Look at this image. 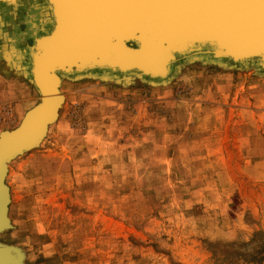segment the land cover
I'll return each mask as SVG.
<instances>
[{
  "label": "rangeland",
  "instance_id": "obj_1",
  "mask_svg": "<svg viewBox=\"0 0 264 264\" xmlns=\"http://www.w3.org/2000/svg\"><path fill=\"white\" fill-rule=\"evenodd\" d=\"M24 1L15 18L0 6L17 39L0 35V132L39 104ZM30 4L36 36L51 31ZM190 59L163 83L62 80L57 121L3 181L17 264H264V71Z\"/></svg>",
  "mask_w": 264,
  "mask_h": 264
},
{
  "label": "bare ground",
  "instance_id": "obj_2",
  "mask_svg": "<svg viewBox=\"0 0 264 264\" xmlns=\"http://www.w3.org/2000/svg\"><path fill=\"white\" fill-rule=\"evenodd\" d=\"M9 1H10L9 3L3 5L5 9L2 10L7 11L9 15L12 14L11 16L15 18L17 16V12L23 6V3L25 1L24 0L18 1L15 5H12V3H15L17 0H9ZM160 1L161 0H151V1L127 0L124 3L123 0H120V11L115 12L116 0H56V4H57L56 11L58 16L59 26L57 28L56 33H54L53 36L43 38L42 41L39 43V45H41L43 49H45L47 55L46 56L47 60L45 65L46 69L42 77L41 85L42 87H44L43 90L45 91V95L49 96L50 98V106L56 107V114L54 118L51 120V122L45 125L44 130L42 129L40 131L41 133L39 132L40 133V135L38 136L40 137L38 138L39 141L36 140V142H34L29 147L30 149L24 152L30 151L33 148H35L40 143L43 136L45 135L47 131V127L50 124H53L55 121H57L56 119L59 115V111L64 103V98H65L61 92V84L64 78L74 79L79 77H94V78H100V80L109 79L110 81H114V82H120V83L122 82V84H126L128 82L129 76H131L132 78L138 76L139 78L147 79L152 83H163L172 78V71L169 72L168 76H166L167 75L166 74L162 77H157V79L156 78L149 79L147 77H144L141 72L136 70H130L126 72L122 71L121 73L117 74L114 73L115 71H110L108 70V68H105L107 67L106 66L107 60H109V58L111 57H113L115 61L121 60L120 62H123L127 59L126 52H124L123 47L121 46L120 43V35H123V32L140 31L142 33V37H144V39L147 40V43H149L148 46H152L151 51H149L150 53L148 57H149V61L152 63V66L154 68L153 70L155 72H162V73H164V70H166L167 68L169 59L172 56L171 52H174L176 49L187 48L191 44V41H194L195 43V39H197L199 34L202 36L203 32L207 34L209 37H213L212 31L208 29L206 26H204L199 19L196 20V25L193 28H191L192 31L189 29L190 28L189 25L184 23V18L186 17V13H187L186 0H168V2L165 4L160 3ZM76 2L78 3L79 7L81 6L82 3L81 6L82 9H84L83 6L90 7L89 11L85 10L87 14L85 15L86 19L84 21H81L78 17L74 16L77 10L76 8H74L73 5H75ZM170 2H171V6H170ZM26 3L30 7V9L28 8V12L30 13L29 14L30 16L28 18L27 17L25 18L26 28L28 31L31 32L30 37H33V39L40 38L39 36H36L37 34L36 31L41 30L43 26L42 24H38L40 23L39 18L37 21V18L35 16L36 11L34 10V8L36 6H39V4L37 5L30 4V0L29 1L26 0ZM42 3L47 8V12L49 14L45 18V20H43V22L45 23L50 22L51 31H52L53 27H55L56 25V22L52 13L51 5L47 0H42ZM65 9L68 11L73 10V16L71 18L67 17L68 21L64 15ZM95 9L96 12L98 13V16H96L97 14L95 13ZM135 10L137 15L136 14L133 15ZM113 11L115 12V16L118 17V21L116 24L112 23V21L109 18V16L112 17V15L114 14ZM163 11L167 12L162 17L163 19L160 18L158 22H156L157 20L155 18L152 19V15L154 12H163ZM99 22L101 26H99ZM0 24H3L0 25L1 26L0 35H3V37L5 38L7 37L10 40L9 43L10 42L16 43L17 41L16 37L14 36L15 38H13L7 36L6 33H3V29H2L3 26H5V24L7 25L6 26L7 29L8 27H13L12 22L4 21V19L0 14ZM51 31L49 32L51 33ZM49 32H47L46 34L44 33L43 36L49 35ZM100 32H102V34L100 35V37H98ZM107 32L110 33V41H111V35L117 36V42L113 44V47L111 48H109L106 42L103 41V39L107 41L106 39ZM27 47L23 51V54L25 56L27 55L28 57L29 52L27 51L28 49ZM114 47H116V50H112V48ZM144 47L146 50L147 45H144ZM11 48L12 47H10L8 50V54L11 56L9 60L10 63H12L13 61ZM99 49L103 52V54L105 53L104 58L101 56V60L104 59V61H106V62H100L101 61L100 60L99 62L101 66L100 65L98 66L95 63L96 62L95 60L98 59L97 55H99L100 52ZM10 50L11 52H9ZM109 50L112 52H116V55L115 56L108 55V57L109 56L110 57L106 58ZM197 51L198 52H196L195 49L190 50L188 53L190 52L192 53L190 54L187 53L188 55L182 57L181 59L184 60L187 57L188 59L193 58L190 59V61L205 60V62L206 61L211 62V60H209V58L205 56L206 53L209 54V52L205 51L204 53H201L199 52L200 49H198ZM153 52L156 55L152 56ZM30 54L32 55V52ZM212 62L216 64L222 63L220 60H212ZM59 63H62L61 68H64L66 66H69V68L68 69L64 68L65 71L62 72L61 74L58 73L59 83L56 84L55 79L52 76V69L56 70L55 67H57ZM227 63L228 64L226 66L233 68H235L236 66H238L239 68L256 66V64L252 62L250 64L245 63L240 65H235L230 62ZM19 64H20L19 59L16 61V65L15 63L13 64L14 70H16L15 71L16 74L18 72V75L22 76L23 78L27 77L28 74H26L24 70H22L19 67ZM30 66H31V62L28 57V67H29L28 77H30V83L35 88L38 94L39 103H41L39 90L31 78ZM172 66L170 67V70ZM55 87L57 89V92H55ZM26 113H24V115L21 117L18 126L24 119ZM38 127H39V121H37V123L34 124L35 130H37ZM35 130L31 129L29 132L22 135V137L9 140L6 147H10L13 143H16L15 141L18 140H22V141L28 140L29 138H31L32 135L31 133ZM2 133L3 132H0V135ZM8 163L9 161L4 162L5 173L7 171ZM5 173L3 178H5ZM6 191H7L6 193L8 194V190ZM7 194L6 196L9 200V196ZM6 219H7V211H6Z\"/></svg>",
  "mask_w": 264,
  "mask_h": 264
},
{
  "label": "water",
  "instance_id": "obj_3",
  "mask_svg": "<svg viewBox=\"0 0 264 264\" xmlns=\"http://www.w3.org/2000/svg\"><path fill=\"white\" fill-rule=\"evenodd\" d=\"M18 1L21 0H17L15 3H12V5H15ZM47 1L51 5L56 25L53 27L51 33L49 32V35H42L39 36L40 38L33 39V44L27 47V51L29 52L28 57L31 62V78L39 90L41 103L25 114L24 119L16 129L3 132L0 135V231L8 226V220L6 219L8 203V198L6 196L7 188L3 183L5 173L4 162L10 161L22 154L24 151L30 149L29 147L36 142V140L39 141L38 138L40 137L38 136L41 133L40 131L42 129L44 130L45 125L51 122L56 114V107L50 106V98L45 95V91L43 90L44 87L41 85L42 77L46 69L47 55L45 49H43L39 43L43 38L53 36L59 26L56 0ZM126 1L127 0H123L124 3ZM9 2V0H0V5H5ZM167 2L168 0L160 1V3L164 4ZM186 2L187 13L184 18V23L189 25V29L191 30V28L196 25V20L199 19L204 26L212 31L213 37H209L203 32L202 36L199 34L197 39H195V43L191 41V44L187 48L176 49L174 52H171L172 56L169 59L167 68L164 70V73H162L153 70L154 68L148 57L152 46H148L149 43L142 37V33L140 31L123 32V35H120V43L124 52H126L127 59L125 58L126 60L123 62H120L121 60L115 61L113 57H109L115 56L116 52L109 50L106 57L109 58V60H107V67L105 68H108L110 71H115L114 73L117 74L122 71L136 70L141 72L144 77L157 79V77H162L166 74V76H168L175 63L181 60L182 57L193 52L188 53L190 50L195 49L196 52H198L197 50L200 49L199 52L201 53L205 51L209 52V54L206 53L205 56L211 61L220 60L221 62H230L235 65L250 64L252 62L256 64V68L259 71H264V0H186ZM73 6L77 10L74 16L84 21L86 19L85 15L87 14L85 10L89 11L90 7L83 6L84 9H82V3L79 7L77 2ZM116 11H120V0H116L115 12ZM115 12L112 17L109 16L114 24L118 21ZM95 13L97 14L96 16H98L96 9ZM166 13V11L154 12L152 19L155 18L157 20L156 22H158ZM134 14H136V10L133 15ZM64 15L65 18H71L73 16V10L68 11L65 9ZM6 26L5 24L3 28ZM99 26H101L100 22ZM101 34L102 32L99 33L98 37H100ZM106 39L107 41L105 39H103V41L106 42L109 48L113 47V44L117 42V36L115 35H111L110 41L109 32H107ZM144 45H147L146 50ZM112 50H116V47L112 48ZM99 51V55H97L98 59L95 60V63L101 66L100 62H106L104 59L101 60V56L104 58L105 53L103 54L100 49ZM31 52L32 55L30 54ZM108 55L110 56L108 57ZM154 55L156 54L153 52L152 56ZM171 66L172 68L170 70ZM61 67L62 63H59V65L55 67L56 70L52 69V76L56 84L59 83L58 73L61 74L65 71L64 68H69V66L64 68ZM55 92H57L56 87ZM37 121H39V127L35 130L34 124H36ZM31 129L35 130L31 133V138L25 141H15L16 143H13L10 147H6L9 140L20 138ZM18 259L19 257L15 251L10 248L0 247V264H17Z\"/></svg>",
  "mask_w": 264,
  "mask_h": 264
},
{
  "label": "crops",
  "instance_id": "obj_4",
  "mask_svg": "<svg viewBox=\"0 0 264 264\" xmlns=\"http://www.w3.org/2000/svg\"><path fill=\"white\" fill-rule=\"evenodd\" d=\"M21 89L23 90L24 94H26V95H30L33 92V89L27 83H26V85L21 83Z\"/></svg>",
  "mask_w": 264,
  "mask_h": 264
}]
</instances>
